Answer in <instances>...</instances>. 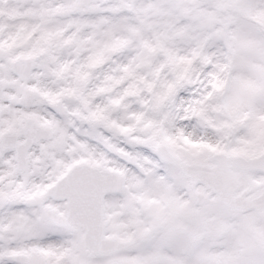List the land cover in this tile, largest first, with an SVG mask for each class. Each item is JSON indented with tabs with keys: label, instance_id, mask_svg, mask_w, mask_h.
<instances>
[{
	"label": "snow or ice",
	"instance_id": "snow-or-ice-1",
	"mask_svg": "<svg viewBox=\"0 0 264 264\" xmlns=\"http://www.w3.org/2000/svg\"><path fill=\"white\" fill-rule=\"evenodd\" d=\"M0 264H264V0H0Z\"/></svg>",
	"mask_w": 264,
	"mask_h": 264
}]
</instances>
